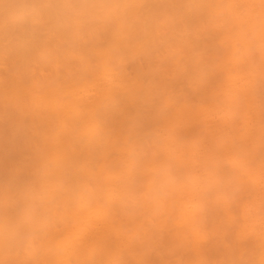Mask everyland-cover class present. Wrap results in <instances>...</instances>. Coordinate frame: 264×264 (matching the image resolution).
Listing matches in <instances>:
<instances>
[{"label": "bare ground", "instance_id": "1", "mask_svg": "<svg viewBox=\"0 0 264 264\" xmlns=\"http://www.w3.org/2000/svg\"><path fill=\"white\" fill-rule=\"evenodd\" d=\"M219 157L243 195L208 220ZM22 260L264 264V0H0V264Z\"/></svg>", "mask_w": 264, "mask_h": 264}, {"label": "snow or ice", "instance_id": "2", "mask_svg": "<svg viewBox=\"0 0 264 264\" xmlns=\"http://www.w3.org/2000/svg\"><path fill=\"white\" fill-rule=\"evenodd\" d=\"M195 2V0H193ZM95 41H91L94 44ZM86 63V61H85ZM205 71L199 74L196 78L198 79L200 85L204 88H210L214 84V78L216 75V66L213 61L211 54H204ZM160 72L162 76H171L173 73L167 69L166 66H160ZM158 94L161 96L162 107L167 108L168 104L171 102V98L168 97L165 89L161 88L157 90ZM210 171L214 175L220 178L219 185L210 189L205 196L203 205V214L208 219L211 220L213 215L219 206V201L221 197L226 198L230 202L238 201L243 195V185L237 182L235 173L232 170L230 162L223 157H219L212 161L210 166ZM69 182H72V177H68ZM15 264H38V262L31 260L16 261Z\"/></svg>", "mask_w": 264, "mask_h": 264}]
</instances>
